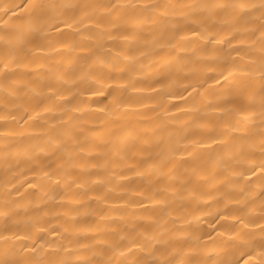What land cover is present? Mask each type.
Returning a JSON list of instances; mask_svg holds the SVG:
<instances>
[{"label": "bare ground", "instance_id": "6f19581e", "mask_svg": "<svg viewBox=\"0 0 264 264\" xmlns=\"http://www.w3.org/2000/svg\"><path fill=\"white\" fill-rule=\"evenodd\" d=\"M0 264H264V0H0Z\"/></svg>", "mask_w": 264, "mask_h": 264}]
</instances>
